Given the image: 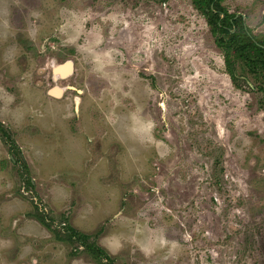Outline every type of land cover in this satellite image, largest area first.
<instances>
[{
    "label": "rangeland",
    "instance_id": "374dc122",
    "mask_svg": "<svg viewBox=\"0 0 264 264\" xmlns=\"http://www.w3.org/2000/svg\"><path fill=\"white\" fill-rule=\"evenodd\" d=\"M214 40L191 0H0V264H264V72Z\"/></svg>",
    "mask_w": 264,
    "mask_h": 264
},
{
    "label": "trees",
    "instance_id": "16d2710c",
    "mask_svg": "<svg viewBox=\"0 0 264 264\" xmlns=\"http://www.w3.org/2000/svg\"><path fill=\"white\" fill-rule=\"evenodd\" d=\"M191 3L195 10L204 17L210 33L215 38L216 46L222 51L226 71L232 83L236 85L237 80V77L233 74L234 64L246 66L247 72L254 75V81L260 80L261 82L262 74L258 73L264 72V35L260 36L262 39L253 37L244 26L242 17L235 16V13H228L221 6V0H191ZM242 82L250 88L244 78ZM27 185L32 186L30 181ZM70 231L71 234L68 240L74 241L75 239L81 244H85L86 249L94 254L98 260L101 255L99 249L86 244L87 237L85 235L76 234L72 229ZM99 263L103 264L101 259Z\"/></svg>",
    "mask_w": 264,
    "mask_h": 264
},
{
    "label": "water",
    "instance_id": "95a60500",
    "mask_svg": "<svg viewBox=\"0 0 264 264\" xmlns=\"http://www.w3.org/2000/svg\"><path fill=\"white\" fill-rule=\"evenodd\" d=\"M64 68V71H62L61 69ZM71 63L70 62H66L65 64L61 65V66H57L55 67L52 71H53V75L55 76V78H65L67 76H69L71 74ZM58 88H54L50 91V94L53 95V90H57ZM70 90H73L72 88H70ZM63 92L62 89H58V97L61 95V93ZM54 96V95H53Z\"/></svg>",
    "mask_w": 264,
    "mask_h": 264
},
{
    "label": "bare ground",
    "instance_id": "6f19581e",
    "mask_svg": "<svg viewBox=\"0 0 264 264\" xmlns=\"http://www.w3.org/2000/svg\"><path fill=\"white\" fill-rule=\"evenodd\" d=\"M62 71H64V68L63 69H61ZM60 90V89H59ZM53 95H54V97H58V90H55L54 92H53Z\"/></svg>",
    "mask_w": 264,
    "mask_h": 264
}]
</instances>
